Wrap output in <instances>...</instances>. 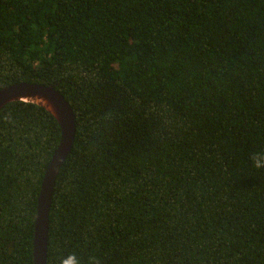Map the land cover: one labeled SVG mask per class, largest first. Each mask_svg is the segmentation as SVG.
Returning a JSON list of instances; mask_svg holds the SVG:
<instances>
[{"label":"trees","instance_id":"trees-1","mask_svg":"<svg viewBox=\"0 0 264 264\" xmlns=\"http://www.w3.org/2000/svg\"><path fill=\"white\" fill-rule=\"evenodd\" d=\"M22 82L76 116L47 264H264V0H0V90ZM61 137L0 112V264H34Z\"/></svg>","mask_w":264,"mask_h":264},{"label":"water","instance_id":"water-1","mask_svg":"<svg viewBox=\"0 0 264 264\" xmlns=\"http://www.w3.org/2000/svg\"><path fill=\"white\" fill-rule=\"evenodd\" d=\"M28 102L50 112L62 131L59 147L46 171L35 222L34 264H47L50 210L57 178L69 157L76 137V116L71 104L53 86L22 82L0 90V112L13 102Z\"/></svg>","mask_w":264,"mask_h":264},{"label":"clouds","instance_id":"clouds-1","mask_svg":"<svg viewBox=\"0 0 264 264\" xmlns=\"http://www.w3.org/2000/svg\"><path fill=\"white\" fill-rule=\"evenodd\" d=\"M251 161L254 168L257 170H264V152H255L251 154ZM84 264L77 256L73 255L61 261V264ZM86 264H101L100 258L90 255Z\"/></svg>","mask_w":264,"mask_h":264}]
</instances>
